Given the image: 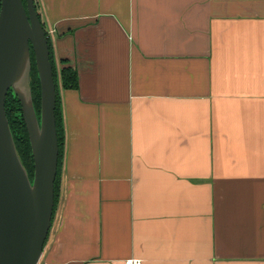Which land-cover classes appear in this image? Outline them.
Here are the masks:
<instances>
[{
    "label": "crops",
    "instance_id": "obj_1",
    "mask_svg": "<svg viewBox=\"0 0 264 264\" xmlns=\"http://www.w3.org/2000/svg\"><path fill=\"white\" fill-rule=\"evenodd\" d=\"M60 89L40 264H264V0H34Z\"/></svg>",
    "mask_w": 264,
    "mask_h": 264
},
{
    "label": "water",
    "instance_id": "obj_2",
    "mask_svg": "<svg viewBox=\"0 0 264 264\" xmlns=\"http://www.w3.org/2000/svg\"><path fill=\"white\" fill-rule=\"evenodd\" d=\"M31 51L41 87L39 120L31 93L20 83L30 77ZM13 90L21 104L34 160L30 179L17 152L6 114ZM57 88L47 31L34 0H1L0 10V264H39L55 207L59 143Z\"/></svg>",
    "mask_w": 264,
    "mask_h": 264
},
{
    "label": "trees",
    "instance_id": "obj_3",
    "mask_svg": "<svg viewBox=\"0 0 264 264\" xmlns=\"http://www.w3.org/2000/svg\"><path fill=\"white\" fill-rule=\"evenodd\" d=\"M23 2L25 4V0H23ZM0 10H1V6H0ZM47 37H48V45H49V51H50V60H51L55 84L57 88V107H56L55 115H56V126H57V135H58V143H59V164H58V174H57V178L55 182V207H54V214H55V210H56V207L59 201L60 169H61L62 160L64 156V145H65V129H64V124H63L60 89H63V90L78 89L79 77H78L77 71L73 69L72 67H70L67 61H64V60L61 61L62 67L58 68V65L56 63L55 56H54L52 42L50 40V37L48 36V33H47ZM31 60L33 64L32 67L34 70V74H36L35 64H34L35 55L33 51H31ZM36 87L38 89L35 90ZM38 90L41 91V87L39 85L38 79L32 78V81H31L32 97L34 93H38ZM13 92H14L13 90H10L8 97H7L6 114H7V118L10 124L11 132H12V135L15 141V145H16L20 160L24 168L26 169L30 179L33 180L34 160L32 156V149L30 145L28 131H27L26 124L23 118V114L21 112V104L18 101V99L13 95ZM34 99L35 98L33 97V103L35 102ZM38 104L40 105V102ZM34 107H35V104H34ZM53 219H54V216H53Z\"/></svg>",
    "mask_w": 264,
    "mask_h": 264
},
{
    "label": "rangeland",
    "instance_id": "obj_4",
    "mask_svg": "<svg viewBox=\"0 0 264 264\" xmlns=\"http://www.w3.org/2000/svg\"><path fill=\"white\" fill-rule=\"evenodd\" d=\"M0 6H1V0H0ZM34 64H35L36 74H34V70H33V67H32L33 64H32V60H31L30 77L29 78H26L27 87L29 85V87H28V93L27 94H29V92L32 93V91H31V81H32V78L33 79L34 78H37L38 79V82H39V85H40V79H39V76H38V72H37V68H36V63L34 62ZM36 89H38V88L36 87L35 90ZM39 93H40V95H39ZM13 95L17 98L15 92H13ZM31 97H32V94H31ZM33 97L35 98L34 100L36 102V103L34 102L35 108H36V113H37V116H38V118L40 120V118H41V91L38 90V93H34ZM33 97H32V99H33ZM39 102H40V105L38 104ZM38 107H39V109H38ZM21 112H22V109H21ZM33 167H34V164H33ZM33 175H34V173H33Z\"/></svg>",
    "mask_w": 264,
    "mask_h": 264
},
{
    "label": "built area",
    "instance_id": "obj_5",
    "mask_svg": "<svg viewBox=\"0 0 264 264\" xmlns=\"http://www.w3.org/2000/svg\"><path fill=\"white\" fill-rule=\"evenodd\" d=\"M122 264H143V261L138 260V259H128L124 261Z\"/></svg>",
    "mask_w": 264,
    "mask_h": 264
},
{
    "label": "bare ground",
    "instance_id": "obj_6",
    "mask_svg": "<svg viewBox=\"0 0 264 264\" xmlns=\"http://www.w3.org/2000/svg\"><path fill=\"white\" fill-rule=\"evenodd\" d=\"M27 81H26V79L25 80H23L21 83H20V87L22 88V90H23V92L25 93V94H27L28 93V87H29V85H28V87H27V83H26Z\"/></svg>",
    "mask_w": 264,
    "mask_h": 264
}]
</instances>
